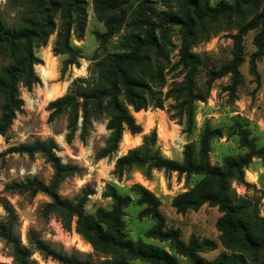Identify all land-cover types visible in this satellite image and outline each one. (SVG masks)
Instances as JSON below:
<instances>
[{
    "label": "trees",
    "instance_id": "trees-1",
    "mask_svg": "<svg viewBox=\"0 0 264 264\" xmlns=\"http://www.w3.org/2000/svg\"><path fill=\"white\" fill-rule=\"evenodd\" d=\"M131 1L93 0L95 10L106 25V31L96 32L100 47L106 46L122 21L119 15L113 13L122 11ZM137 1L140 2V10L134 21L139 20L140 24L135 22L137 26L121 37L114 50L96 56L88 68V76L74 78L67 92L48 104L50 120L67 115L65 139L69 144L77 132L79 138L85 141L93 120L106 116L109 135L98 152V158L115 153L125 131L133 135L142 131L141 124L130 108L140 111L151 104L162 107L165 99H173L175 107L185 116L186 131L191 134L196 128L197 103L208 99L213 83L230 75L228 88L234 96L243 82L244 76L240 70L245 61L243 38L249 30L261 27L253 39L256 48L249 60L250 71L255 76L259 75L257 63L264 56L263 5L261 12L242 23L233 34L231 59L219 68L208 70L203 87H198L197 75L202 56L192 50L196 27L200 25L202 29L208 20L238 15L244 6H252L264 0H220L216 6L211 4V0H176L177 10L167 12L164 20L182 30L177 65L183 69L184 80L163 94L156 87L165 84L164 70L153 56L161 55L164 48L162 40L167 37L169 28L164 23L159 24L161 35L156 33L152 25L143 32L137 31L143 23H150L146 7H150L149 3L155 0ZM8 2L10 6L18 8L20 13L17 22L8 23L0 10V56L7 60L0 67L2 136L7 135L17 112L24 105L19 85L22 83L30 89L39 82L34 66L41 62V58L35 53V48L45 45L49 36L56 31L53 50L55 54L66 55L62 71L72 65L78 66L79 58L83 57L82 50L71 39L74 35L77 38L84 36L87 17L85 0ZM107 13L113 15L107 16ZM56 15L61 19L59 25L56 24ZM237 127L240 145L247 151L240 155L225 156L221 164H212L210 153L212 142L222 137L223 131L208 121L201 129L198 145L187 143L180 161L161 153L157 145V131L153 129L150 135L143 138L142 144L118 156L115 163L118 176L132 167L145 168L147 176L153 169L199 176L194 185L173 197L172 206L180 213L198 210L206 203L218 207L221 215L216 221V227L224 250L213 258H207L201 253L217 249V242L208 238L200 239L195 235L185 242L178 229L167 227L166 218L160 210L161 200L140 183L132 184L128 193H122L117 186L107 184L103 196L111 199V207H99L95 213L86 212L89 195L93 193L91 188H84L75 198L62 196L59 193L62 182L79 174L82 168L61 159L57 153L58 143L53 137L21 142L8 149L9 153L27 154L30 157L41 154L53 168L51 179L47 183L36 178L15 180L6 189L17 193L47 195L50 201L43 209L44 215L57 214L68 228L75 222L76 231L104 257L95 262L76 253L58 251L40 238L32 239L35 248L45 259L50 258L59 264H134V261L148 264H264V208L261 211L259 204L239 197L232 188L233 182L248 185L245 180L246 169L254 158H260L264 163V145L259 146L247 128L240 124ZM261 198H264V190ZM133 203L143 206L139 217H150L154 221L145 236L168 242L170 250L160 244L142 238L134 240L129 236L124 212ZM3 208L6 214L4 219H0V238L11 245L13 264H32L30 249L15 235L17 216L14 209L7 202L3 203ZM177 256H182L186 263L180 262Z\"/></svg>",
    "mask_w": 264,
    "mask_h": 264
},
{
    "label": "rangeland",
    "instance_id": "rangeland-1",
    "mask_svg": "<svg viewBox=\"0 0 264 264\" xmlns=\"http://www.w3.org/2000/svg\"><path fill=\"white\" fill-rule=\"evenodd\" d=\"M219 1L211 0V4L216 6ZM149 4L150 7H146V12L150 23L145 22L136 30L143 32L146 27L152 25L155 26L156 33L161 35L159 24L164 23L169 28L167 37L162 40L164 48L161 55L153 56L158 59L164 70L165 84L156 87L164 94L169 88L184 80L183 69L177 65L182 30L179 26L164 20L167 12L177 10L176 0L170 2L155 0ZM263 5L264 1H259L255 5L244 6L238 15L220 17L214 21L208 20L202 29L200 25L196 27V35L192 39V50L202 56V64L198 68L197 75L198 87H203L208 70L219 68L231 59L233 34L238 31L242 23L261 12ZM84 8L87 13L84 36L77 38L74 35L71 39L72 43L82 50L83 57L79 58V65L69 66L66 71H62L66 55L55 54L53 50L57 36L55 31L49 36L45 45L35 48V53L41 58V62L34 66L39 82L30 89L22 83L19 85L24 105L17 112L7 135H0V219L5 217L3 203L7 202L17 216L15 235L30 249L32 264H59L50 258L43 257L32 243L35 237L49 243L58 251L76 253L81 257H89L95 262L104 259L76 231L75 222L68 228L57 214L44 215L43 209L50 201L47 195L17 193L6 189V186L15 180L36 178L47 183L51 179L53 168L41 154L37 153L30 157L27 154L9 153L8 149L21 142L53 137L58 143L57 153L61 159L64 162L76 163L82 168L79 174L70 176L62 182L59 188L62 196L75 198L84 188H91L93 193L89 195L86 212L95 213L99 207H111V199L103 196L107 184H113L120 192L128 193V188L132 184L140 183L161 200L160 210L166 218L167 227L178 229L185 242H188L192 235L200 239L214 240L218 244L217 249L201 254L207 258L215 257L224 250L220 242V232L216 227V221L221 215L218 207L206 203L198 210L180 213L172 206L173 197L194 185L199 176L157 169H153L147 176L146 169L138 167L126 169L118 176L115 173V163L118 156L142 144L143 138L150 135L153 129L157 131V145L161 153L180 161L187 143L198 145L201 129L207 121L214 127L222 128L223 131V136L212 142L210 153L212 164H221L225 156L240 155L247 151L240 145L238 124L249 130L250 136L259 146L264 145V56L257 63L258 76L251 73L249 65L250 55L256 48L253 39L261 27L249 30L243 38L245 61L240 70L244 80L238 86L236 94L231 95L228 88L231 82L230 75L217 79L213 83L208 99L197 103L196 128L191 134L186 131L185 116L175 107L176 102L173 99H165L162 107H154L151 104L139 114L130 108L137 122L141 124L142 131L134 135L125 131L123 135L126 137L123 136L118 150L110 156L98 158V152L105 145L109 135V130L106 128V116L93 120L85 141L79 138V132H77L75 139L69 144L65 139L67 115L64 114L54 120L49 119L48 104L56 98H48V89H56L60 92L59 96H62L67 92L74 78L88 76V68L94 58L102 56L105 51L114 50L121 37L137 26L135 22L140 24L139 20L134 21L140 10V2L132 0L122 11L113 13L119 15L122 21L104 47H100L96 32L106 31L105 21L95 10L93 0H85ZM0 10L8 23L17 22L19 9L10 6L8 0H0ZM113 14L107 13V16ZM107 16L104 18H108ZM55 20L59 25L61 22L59 15L55 16ZM6 62L7 60L0 56V67ZM42 66H48L53 72L47 82L40 75ZM82 68L84 71L81 70ZM1 105L0 97V113ZM245 180L248 185L233 182L234 192L253 204H259L263 211L264 198L261 196L264 190V163L260 158H254L246 169ZM132 196L136 198L135 195L132 194ZM142 208L143 206L135 203L125 208L124 219L129 236L134 240L142 238L144 241L160 244L170 250L168 242H160L145 236L146 230L154 221L150 217H139V211ZM177 257L180 262L186 263L182 256ZM13 263L11 245L0 238V264ZM134 264L148 263L134 261Z\"/></svg>",
    "mask_w": 264,
    "mask_h": 264
},
{
    "label": "bare ground",
    "instance_id": "bare-ground-1",
    "mask_svg": "<svg viewBox=\"0 0 264 264\" xmlns=\"http://www.w3.org/2000/svg\"><path fill=\"white\" fill-rule=\"evenodd\" d=\"M81 70L84 71V68H82ZM52 73L53 72L51 70H49L48 66H42L41 67L40 75H41L42 79L45 82H47L49 80V78L52 75ZM59 93L60 92L58 90H56V89H54V90L53 89H48V98L49 99L57 98L59 96ZM134 112L136 114H139L141 112V110L140 111H134ZM124 137H126V136H124Z\"/></svg>",
    "mask_w": 264,
    "mask_h": 264
}]
</instances>
